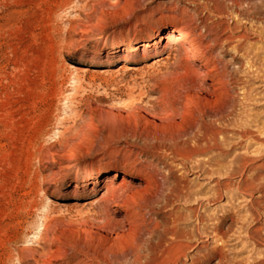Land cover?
I'll list each match as a JSON object with an SVG mask.
<instances>
[{"label": "rangeland", "instance_id": "374dc122", "mask_svg": "<svg viewBox=\"0 0 264 264\" xmlns=\"http://www.w3.org/2000/svg\"><path fill=\"white\" fill-rule=\"evenodd\" d=\"M171 27L217 40L250 138L205 117L225 141L172 154L204 61L126 50ZM263 133L264 0H0V264H264Z\"/></svg>", "mask_w": 264, "mask_h": 264}, {"label": "bare ground", "instance_id": "6f19581e", "mask_svg": "<svg viewBox=\"0 0 264 264\" xmlns=\"http://www.w3.org/2000/svg\"><path fill=\"white\" fill-rule=\"evenodd\" d=\"M238 15L240 16V14ZM189 32L192 31L190 30ZM156 36L159 39L155 41L154 39H150L146 42H142L132 47L129 45V48H127L126 50L132 52L134 50H140L141 48L142 53H148L154 49L155 54L157 55L154 58L152 64L157 65L163 64L164 61L170 59L169 54L164 57H161L160 52L158 53V51L156 50L157 46H161L162 48H166L167 46L172 45L177 46L176 49L180 53V55L186 54L190 49L197 50V52L201 55L204 61L203 66H200L202 69L199 77L203 82L207 79H210L211 84L209 87L213 93L211 96L214 95L215 97V99H211V96L209 94L204 96L199 93H189V95L186 96L187 103L185 105L187 106V108L184 110V112L176 115L179 117V121L173 120L171 123L175 127L178 126L179 129H176L174 132L170 133L168 137L166 136V138L172 142V154L174 156H179L183 160H188L196 155L217 149V146H219L218 142L225 141L224 137L220 138L221 132L216 130L213 131L210 130V128L205 127L204 122H202L205 117H209L212 122H216V124L220 125L223 128H228V126L232 124L236 127V130L233 131V133L238 135L239 139L247 140L248 138H250V136L252 135L247 129V125L242 123H239L237 125L236 123L238 122H236V120L232 123H228L227 120L229 118L227 120L225 119L226 110L232 108V105L230 104L231 100H228L231 99V95L228 92L231 88H235L237 86L238 81L234 80V77L224 76L222 74L223 72H220L221 70H219L217 66V60L215 59V55H213L215 47L219 46L217 40H214L212 43H205L204 40L199 39L200 37H198V39L189 38L188 43L186 45L184 44L185 41L176 34V29L172 27L165 30L159 36ZM180 48L183 50L182 52H180ZM220 48L222 47L220 46ZM119 70L125 72H133L136 69L128 65V63H124L119 68ZM234 109L232 108L231 112L229 111L230 113L227 111V114L229 113V115H232L234 117L237 116L238 113ZM181 124H183L182 127H180ZM208 125L209 127L214 126V124ZM220 129L224 130L222 128ZM240 144L241 142H239L237 145ZM238 159L243 161V168H245V165L247 164V161L249 159L245 158V156H239ZM254 170L255 169H253V171ZM255 175H250L251 179H254ZM112 176L113 178L116 177L115 174H113ZM251 182L252 180H250V183ZM123 184L124 180L121 178L117 186L111 187L110 185H106V192L102 195V198L98 202L104 203L106 205L107 210L111 207L125 208L127 204L126 201H123V199H118L119 195L116 193L118 188L123 186ZM216 250L217 253L220 255V258L222 259V249L217 246Z\"/></svg>", "mask_w": 264, "mask_h": 264}]
</instances>
